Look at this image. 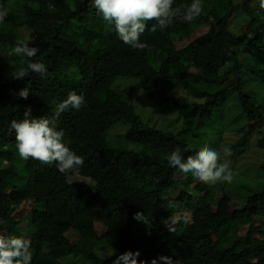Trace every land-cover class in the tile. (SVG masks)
<instances>
[{
  "label": "trees",
  "instance_id": "trees-1",
  "mask_svg": "<svg viewBox=\"0 0 264 264\" xmlns=\"http://www.w3.org/2000/svg\"><path fill=\"white\" fill-rule=\"evenodd\" d=\"M202 2L204 11L191 26L176 18L164 31L146 30L140 39L152 48L144 51L124 44L93 0L73 5L16 0L12 17L19 22L0 23V53L24 40L15 36L14 24L27 28L30 47L40 49L33 62L49 70L47 77L30 73L24 80L11 79L10 64L26 66L28 58L0 56V234L33 239L31 264L75 263L79 257L112 264L129 250L139 251L138 259L147 264L160 256L180 264H264V162L253 180L210 185L167 160L177 148L186 159L205 145L217 146L213 139L225 131V112L233 104L247 120L230 159L243 156L261 131L257 146L264 153V103L259 107L241 87L252 51L264 89V23L256 17L264 10L253 9L251 0ZM190 3L175 0V5ZM239 16L250 17L252 24L241 28ZM119 78L139 81L125 84L123 96L131 99L132 91L145 89L151 111L175 110L177 130L144 122L113 90ZM29 82L28 99L14 95ZM128 85L137 86L126 91ZM73 90L85 97V105L65 110L57 127L67 146L84 158L79 173L65 175L54 164L22 159L14 131L9 134L11 121L22 119L28 106L33 117L52 116ZM15 166L23 168L21 174ZM232 185L240 190L238 198L228 192ZM22 211H32L28 224L18 218ZM137 212L152 218L150 230L133 218ZM171 215L179 217L178 233L161 223ZM99 248L112 249L111 256L105 259Z\"/></svg>",
  "mask_w": 264,
  "mask_h": 264
},
{
  "label": "clouds",
  "instance_id": "clouds-1",
  "mask_svg": "<svg viewBox=\"0 0 264 264\" xmlns=\"http://www.w3.org/2000/svg\"><path fill=\"white\" fill-rule=\"evenodd\" d=\"M259 6L264 9V0H251L250 6ZM93 6L97 13L103 17L108 25H113L119 39L133 49L144 51L151 50L152 45L141 42L142 34L148 30L152 33L158 30L164 31L173 26L176 18L183 22H191L198 18L204 11L202 0H191L190 4L175 5V0H93ZM8 9L0 3V23L8 17ZM155 21L149 28V23ZM31 41L28 38L18 41L9 55L27 57L26 66L15 67L10 64V78L24 80L30 73H37L41 77H47L48 68L42 62H33L38 55V47H30ZM31 93L30 82L19 92H14L19 98L28 99ZM85 105V97L75 90L71 91L67 98L59 102L52 116L33 117L30 106L23 113L20 120H12L9 125V134L15 133L16 148L19 156L24 159L38 160L43 164L55 165L61 174H78L84 165V158L70 149L64 142L65 133L58 130L59 117L70 107L79 111ZM224 157L231 156V149L222 146L216 150L210 146H203L194 155L185 159L179 148L172 151L168 156L170 167L178 168L185 175L191 174L196 180L215 185L218 182L231 183L233 172L230 161ZM170 206H172L170 204ZM133 218L137 222L145 224L150 230L152 218L144 212H137ZM180 222L178 216L171 215L163 223L170 232L178 233L177 225ZM184 224L189 222L188 214L184 215ZM0 223H4L0 220ZM150 234V231H149ZM31 241L24 236H9L0 234V264H31L30 255ZM140 252L126 251L117 256L112 264H147V261H140ZM180 264V261H173L172 257L160 256L153 258L151 264Z\"/></svg>",
  "mask_w": 264,
  "mask_h": 264
},
{
  "label": "rangeland",
  "instance_id": "rangeland-1",
  "mask_svg": "<svg viewBox=\"0 0 264 264\" xmlns=\"http://www.w3.org/2000/svg\"><path fill=\"white\" fill-rule=\"evenodd\" d=\"M71 5H73L74 0H68ZM235 3H240L242 0H233ZM8 9L9 15L8 19H10L13 22L18 23L19 18H13L12 14L17 12V5L16 0H9L6 3V0H0V3ZM255 10H264L260 9L258 4L255 8ZM256 17L259 19L260 22L264 23V16L259 14L256 15ZM240 22L241 28H244L245 25H248L250 23V17H242L239 16L237 22ZM252 22L250 23V25ZM249 25V26H250ZM185 26H191L189 22L185 23ZM260 27V24H257V29ZM253 29L256 30L253 26ZM13 30L15 31V36H18L21 39L30 38L31 33L27 28L19 27L14 24ZM239 30V29H238ZM236 30V31H238ZM200 34L197 33L195 36H199ZM189 45V42L184 43L179 48L182 49L184 47H187ZM0 56H7L8 58H11L13 55H9V52L7 54L0 53ZM247 63H245L247 68H244V71L242 72V83L241 87L242 89L251 96V98H254V101L257 102L259 107L264 103V89L262 87V83L259 78V69H256L261 64L254 58V55L252 51L248 53L247 56ZM158 71L157 69H155ZM125 84H139V81L136 79H130V78H119L114 87L113 90L119 94H121V91L124 89ZM137 85H128L126 87V91L132 88H136ZM148 91L145 89L141 90H134L130 94H128L131 99L123 96V99L132 106L136 113L140 115V117L143 119L144 122L148 121V124L150 126H155L156 129L163 130V131H176L177 128L180 126V121L178 119L177 113L175 110L169 108L163 112H155L151 111L148 107L149 104V96L147 95ZM239 109H241V106H235L233 104L230 106L229 109L225 112V119L227 126L225 127V131L222 132L221 137H217L216 139H213V141L217 144V146L213 147L216 150H220L222 146L231 148L232 145L236 144L239 140L242 139L243 134L241 133V129L243 128L244 121L247 120L246 116L240 117ZM151 117V120L149 121V118ZM123 124V123H122ZM125 125L128 129L130 128L129 125ZM171 128V129H170ZM264 131V130H263ZM115 132V131H114ZM263 136V132L260 133L257 132L253 135L252 139L250 140L249 146L245 150L243 156L238 157L235 160L230 159V157H224L223 153L222 155V162L224 159H227L230 161V167L233 172V178H248L253 180L258 172L256 173L258 167L264 162V153L258 148V140L261 139ZM116 138V137H115ZM114 139V137H113ZM118 139L117 141H119ZM4 162H7L5 160ZM5 166H8L7 163L4 164ZM15 169L21 174L23 168L20 166H15ZM250 170V171H248ZM37 190V189H36ZM35 190V191H36ZM230 195L233 197L238 198L240 194V190L232 185L228 191ZM169 202V201H168ZM236 205V204H235ZM37 208V207H36ZM38 209V208H37ZM30 212H20L18 218L24 223L28 224V216ZM252 223V221H251ZM254 224V223H252ZM244 232L249 231V225L244 227ZM31 243L34 242L33 239H29ZM97 252L102 253L107 259L111 256L112 249H104L99 248ZM68 264H91L89 260H86L85 258L79 257L75 263L69 262Z\"/></svg>",
  "mask_w": 264,
  "mask_h": 264
}]
</instances>
